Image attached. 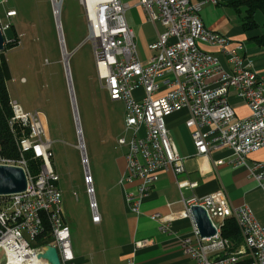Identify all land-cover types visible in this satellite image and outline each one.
<instances>
[{
    "label": "built area",
    "instance_id": "2783aa9c",
    "mask_svg": "<svg viewBox=\"0 0 264 264\" xmlns=\"http://www.w3.org/2000/svg\"><path fill=\"white\" fill-rule=\"evenodd\" d=\"M147 20L163 28L148 45L151 56L141 61L135 47V35L127 26L128 7L120 0H80L92 45L95 76L110 101L124 105V127L128 137L117 145L125 148V169L119 178L121 187L137 182L134 192H126L129 213L137 214L142 198L158 179L169 171L174 177L184 173V158L173 145L166 119L185 110V126L198 157L227 149L233 158L229 164L244 168L249 177L264 189V163H247V156L264 147V83L239 54L240 46L227 49L228 39L207 30L200 19L202 7L217 6L219 0H138ZM14 11L5 14L7 19ZM9 24L1 25L4 33ZM217 48L225 58V69L217 55L201 47ZM233 95L248 109L239 118L229 103ZM11 130L18 125L24 134L16 141L20 159L10 161L0 153V166L23 170L26 190L0 197V264H49L40 259L46 246L56 250L60 264H74L70 234L60 203L59 177L51 165V142L46 137L37 114L26 113L10 101ZM39 161L33 173L25 155ZM91 222L100 217L93 199L92 180L84 175ZM180 195L183 189L176 181ZM195 183H187L192 190ZM177 213L150 216L162 232L175 220H187L188 236L180 239V248L193 264H264V226L259 225L247 207L234 208L226 194L218 190L203 198L184 199ZM191 206L205 210L216 234L201 238L196 229ZM226 219H233L242 244L235 250L220 232ZM46 226L48 227L46 230ZM146 242H137L143 247Z\"/></svg>",
    "mask_w": 264,
    "mask_h": 264
},
{
    "label": "rangeland",
    "instance_id": "374dc122",
    "mask_svg": "<svg viewBox=\"0 0 264 264\" xmlns=\"http://www.w3.org/2000/svg\"><path fill=\"white\" fill-rule=\"evenodd\" d=\"M79 1L61 0L59 22L66 51L72 53L68 71L93 199L98 214L107 220L118 211L117 201L114 203L115 191L108 194V173L113 170L115 160L124 158L125 148L117 145V140L127 138L128 133L124 127L123 103L110 101L106 91L98 85L92 45L85 41L88 29ZM9 6L17 16L11 20L12 28L4 33V38L12 40L14 31L18 43L4 52L9 68L6 81L9 99L24 112L37 114L51 142V165L59 176L60 203L72 251L102 248L111 227L107 221L100 225L91 222L84 169L77 150L78 140L50 0H10ZM135 47L141 61L149 56L142 35L135 36ZM217 51L216 48L206 49L210 54Z\"/></svg>",
    "mask_w": 264,
    "mask_h": 264
},
{
    "label": "crops",
    "instance_id": "0c3cea01",
    "mask_svg": "<svg viewBox=\"0 0 264 264\" xmlns=\"http://www.w3.org/2000/svg\"><path fill=\"white\" fill-rule=\"evenodd\" d=\"M9 1L0 0V26L12 25L11 20L17 16V12L9 6ZM120 1L128 7L125 14L127 26L136 37L142 35L146 41L149 56L142 60L146 61L151 56L148 45L156 40L163 28L160 24L147 20L138 0ZM190 1L194 3L199 0ZM9 11H14L15 15L7 19L5 14ZM199 16L207 30L228 39L227 49L241 47L240 56L264 83V48L257 47L251 40L259 32H243L240 16L225 6L206 4ZM2 19L5 20L4 23ZM254 19L261 26V15L256 14ZM201 48L205 51L213 49L206 46ZM214 55L219 57L226 69L228 66L220 51ZM229 103L237 117L248 115L247 107L233 95H230ZM187 118V111L180 110L166 119L171 141L178 154L184 158V173L178 177H174L169 171L158 173V179L151 192L140 202L139 212L132 214L127 210L124 195L126 192H134L137 182L121 187L119 178L125 169V158L115 160L111 168L113 170L108 173V194L115 191L117 196L114 197V203L117 201L118 211L109 215L107 220L99 215L98 224L105 221L110 223L109 239L105 237L102 248L97 246L93 250L76 249L74 252L71 249L74 264H193L192 259L180 248V239L191 232L190 223L187 220H175L167 232H162L158 224L150 218L153 214L165 216L181 211V195L186 200L193 197L200 199L222 190L232 207H247L255 221L264 226V189L249 177L244 168L229 164L233 158L230 150L213 151L206 157L196 156L190 136L192 130L185 126ZM254 162L264 163V147L247 156V163ZM176 181H179L183 188L181 195ZM187 183H195L196 187L192 190L185 189ZM142 241L146 242L143 247H135V243Z\"/></svg>",
    "mask_w": 264,
    "mask_h": 264
},
{
    "label": "trees",
    "instance_id": "16d2710c",
    "mask_svg": "<svg viewBox=\"0 0 264 264\" xmlns=\"http://www.w3.org/2000/svg\"><path fill=\"white\" fill-rule=\"evenodd\" d=\"M218 5L228 7L240 16V27L243 32L258 31V35L251 40L257 47L264 48V0H219ZM256 14H260L262 17L261 26L255 22L254 17ZM10 28H12V25H9L8 30ZM12 33V40L5 39L4 51L0 53V153L7 160L17 161L20 159V154L16 141L25 131L23 133L17 124L14 125L13 130L8 126L12 111L9 106L10 99L6 89L9 69L4 58V52L16 47L18 44L15 32L12 31ZM25 160L30 170L33 173H37L40 166L39 161L32 159L29 154L25 155ZM47 228L46 226V230ZM220 236L230 242L232 250L237 249L242 244L239 229L233 219L225 220Z\"/></svg>",
    "mask_w": 264,
    "mask_h": 264
},
{
    "label": "water",
    "instance_id": "95a60500",
    "mask_svg": "<svg viewBox=\"0 0 264 264\" xmlns=\"http://www.w3.org/2000/svg\"><path fill=\"white\" fill-rule=\"evenodd\" d=\"M58 1L61 2V0ZM50 3L53 11L52 0H50ZM53 19L56 28L58 43L61 50L63 71H64V76H65L68 95H69L73 123L75 126L77 140H78L77 150L79 151L80 154L81 163L84 169V175H89L83 141H82V134L78 121V114L76 111V105H75L74 95L72 92L70 76L68 71V61L72 53H67L66 56H63L62 50L65 49L63 35L60 28L59 16L56 17L54 12H53ZM87 40L88 37L85 41ZM4 47H5V38H4V33L2 32L0 26V53L4 51ZM25 190H26V177L21 168L14 166H0V197H8L11 195L20 194L23 193ZM190 212L200 237L204 239H209L214 237L216 231L212 226V223L209 220L205 210L198 206H191ZM38 257L42 260L47 261L49 264H60L56 250L52 247L46 246L42 254H40Z\"/></svg>",
    "mask_w": 264,
    "mask_h": 264
},
{
    "label": "bare ground",
    "instance_id": "6f19581e",
    "mask_svg": "<svg viewBox=\"0 0 264 264\" xmlns=\"http://www.w3.org/2000/svg\"><path fill=\"white\" fill-rule=\"evenodd\" d=\"M52 3H53V12L55 13L56 17H58L60 12L61 2L58 0H52ZM62 54L63 56H66L67 54L66 48L62 50Z\"/></svg>",
    "mask_w": 264,
    "mask_h": 264
}]
</instances>
